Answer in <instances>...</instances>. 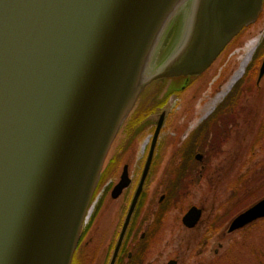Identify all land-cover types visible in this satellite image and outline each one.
<instances>
[{"label":"water","instance_id":"95a60500","mask_svg":"<svg viewBox=\"0 0 264 264\" xmlns=\"http://www.w3.org/2000/svg\"><path fill=\"white\" fill-rule=\"evenodd\" d=\"M186 1L0 0V264H70L109 148L139 94L151 86L161 101L182 90L256 20L264 3L191 0L180 48L154 63L168 19ZM263 77L264 53L256 86ZM164 115L109 264L142 191ZM128 183L124 167L112 197ZM200 215L191 205L182 223L192 227ZM263 217L264 196L234 215L226 230Z\"/></svg>","mask_w":264,"mask_h":264},{"label":"rangeland","instance_id":"374dc122","mask_svg":"<svg viewBox=\"0 0 264 264\" xmlns=\"http://www.w3.org/2000/svg\"><path fill=\"white\" fill-rule=\"evenodd\" d=\"M189 2L192 4L191 0ZM189 2L179 4L168 19L154 63L159 64L161 58L180 48L184 37H179L180 43L176 48L174 46L182 32V24L186 30L187 21L191 16L192 8H188ZM252 38H258V44L242 76L234 83L235 85L241 79L244 81L239 86L238 130L231 133L218 156L208 159L210 165L206 172L202 174L199 182L190 185V192L185 199L179 201L174 209L168 210L160 231L147 234L146 241L141 244L144 249H147L146 245L148 246L146 259L142 264H166L169 259H175L177 264H217L214 262L219 261L222 264H259V258L264 262V220L258 219L241 229L226 233L229 220L237 213L236 211L246 206L242 209L239 206L230 218L223 214L228 206L237 204L239 200L230 199L235 177L247 169L253 167L260 169L264 165V138L252 146L264 106V77L259 82L260 90L254 86L256 67L264 52V8L259 17L232 40L200 78L184 91L168 97L167 108L162 107V111L169 112L158 136L155 158L161 165L158 167L157 175H152L148 180L144 192L150 196L153 194L154 197L161 193L159 189L161 171L176 150L175 155L181 157L182 151L189 145L187 142L189 134L203 122L206 112L212 106L211 101L237 69L241 48ZM224 96L215 104L216 106L223 101ZM156 97L155 90L151 89L149 95H146V101L149 99L156 101ZM156 117L157 115L147 117V121L138 128L139 131L152 125ZM149 131L134 141L119 161L120 168L122 162L129 163V174H136L142 166L148 146L147 139L152 135V130ZM116 171L117 169L105 174L84 223V226H87L86 236L92 237L91 242L100 240L103 251L108 250L109 243L114 240L116 228L124 214L127 196L131 193L129 187L116 199L110 197L111 186L118 177ZM262 193L259 196L257 193L250 195L249 202L262 197L264 191ZM97 198L99 202L96 204ZM191 204L201 206L203 212L196 226L186 228L181 224L180 217ZM217 217L221 219V223L217 220V227L214 229L211 223ZM138 234L139 232H136V235ZM229 248L233 250V258L226 262L223 260Z\"/></svg>","mask_w":264,"mask_h":264},{"label":"flooded vegetation","instance_id":"af4514ba","mask_svg":"<svg viewBox=\"0 0 264 264\" xmlns=\"http://www.w3.org/2000/svg\"><path fill=\"white\" fill-rule=\"evenodd\" d=\"M255 87L257 90H260V88H261V86L258 87L256 85H255ZM149 93H150L149 90H145V92L142 94L143 96L142 95L140 96L137 107L135 108V110L133 111L131 116L127 119V121L125 122V125L123 126V130L119 133L117 139L115 140V143L112 146L111 155H109V159L105 163V166H104L103 171H102L101 181L103 180L106 173L114 171L115 169H117L116 174L118 175V177L116 176L117 178H116V181L113 182V184L111 186V188H112L113 185L119 180L120 175L123 171V168L126 167L127 175L129 177V183L125 188H123V190H126L129 187L131 188L130 189L131 193L129 194V196H127V202H126V206L124 209V214L121 217V220L118 224V228H116V234H115L114 240H113V242L109 243L110 246L108 245V250L103 251L102 250L103 245H102L101 241L97 240L96 242H91L90 240L92 237L86 236L87 226L86 227L84 226L83 229L81 230V233H80V236H79V239H78L72 260H71V264H109V262H110L115 244L117 242V238H118L120 229H121L122 224L124 222V218H125L127 209L130 205L131 199L133 197V192H134L135 187H136L137 182H138L137 179L140 176V173H141V171L143 169V165H144V160H143L142 166L140 167L139 171L133 175V174H129V168H128L129 163H127L126 161L122 162L121 168H120L119 167V161L124 156V153L130 148V146L133 145L134 141L139 139L142 136V134H144V132H146L148 130H150L149 132H151V130H152L151 134L153 133L155 126H156V122L159 118V114L162 112V107L166 106V108H167V103H168V99H169L168 97L161 103L154 101V99H149L148 101H146V95H149ZM237 105H239V104H237ZM237 105L235 107L236 112L234 114H231V118L229 119L228 123L226 122L227 127L230 130L229 137L231 136V133L233 131H237L238 127H239V119H238V114H239L238 110L239 109H238ZM262 111H263V109H262ZM168 112H169V110H166L161 128L164 125V122L166 120ZM151 115H154V116L157 115L154 123L152 125L150 124L147 128L144 127L143 129H141L139 131L138 128H140V126L143 125L144 122L146 121V118L151 116ZM260 119H261V117H260ZM260 119L257 123L256 134L261 127L260 126V124H261ZM211 120H212V118L208 121V124H209L208 126H212L213 120L212 121ZM223 124L224 123H220L221 126ZM161 128H160V131H161ZM225 128H226V125H225ZM160 131H159V133H160ZM158 136H159V134H158ZM151 137H152V135H151ZM151 137L147 139L148 146H149ZM229 137L227 138V141H228ZM208 142L209 143L212 142V135L211 134H209ZM226 142H224L221 145V147H220L221 150H222V146ZM258 142L259 141H256L253 145H255ZM148 146H147V149H148ZM207 149H208V147H205L204 150H207ZM157 150H158V145H156L155 152H154V155L152 157V160H151V163H150V166H149L146 178H145V182L143 184L142 191H141V193L137 199L135 208H134L133 213H132V215L128 221L124 235H123L122 240L120 242V245L118 247V251L116 254L114 264H126V263H128V261L131 259L132 255H133V253H135L138 250V248L141 247V244H143L146 241L147 234L148 233L152 234L153 232L160 231V229L162 228V224L164 222V220H163L165 218L164 216L166 213H168L169 209L166 210L165 212L163 211V208L165 207L164 206L165 200L168 197V195L166 194L165 187L167 186V183L169 182V180H172L173 178L176 177V175L179 172L178 167H180L184 163L182 161H180L179 155L178 156H177V154L175 155V153L177 152V150H176L173 157L171 158V160L166 164V166L161 171V180H160L161 186L159 188L161 193L157 197L156 196L154 197L153 194L150 196V194L144 192L145 191L144 189H145V186H146L148 180L150 179V177L154 174L157 175V173L159 171L158 167L161 165V162L155 161V158L157 156ZM146 153H147V150H146ZM197 154L199 155L198 158L196 157ZM213 157L214 156L208 158V156H206L204 151H198V152L196 151V153H194V158L197 160L198 163H188V165L190 167L188 166L187 171H185V172H187V174L191 175V176H189L190 179H194V177L192 176V173H194L195 171L200 175H202L204 172H206L207 167L210 165L209 160L212 159ZM174 158H178V160L177 159L173 160ZM184 182H185V184H187L186 180ZM100 184H101V182L99 183V186H100ZM122 191L116 197H112L111 190H110L109 195L111 198L116 199L118 196H120L122 194ZM187 191L188 192H186V193L182 192L181 194H179L177 196L178 201L185 199V196H187V194L190 192V188L187 189ZM96 195H97V193L95 194V198H96ZM95 198H94V200H95ZM178 201H177V203L174 204V206H171V208L174 209V207L177 206L176 204H178ZM98 202H99V199L97 198L96 204ZM191 205H196V204H191ZM191 205H189L185 209V211ZM196 206L201 209V215H202V212H203L202 207L198 206V205H196ZM184 212H183V214H184ZM182 215L180 217V222L186 228H193L194 226H196V224L199 222V220L201 218V215H200L197 223L194 226L187 227L182 223ZM136 232H139V234L136 235ZM146 248L148 249L147 245H146ZM147 249L143 248V250H142V256H143L142 262H144L146 259V255H147V251H148ZM175 264H177L176 260H175Z\"/></svg>","mask_w":264,"mask_h":264},{"label":"trees","instance_id":"16d2710c","mask_svg":"<svg viewBox=\"0 0 264 264\" xmlns=\"http://www.w3.org/2000/svg\"><path fill=\"white\" fill-rule=\"evenodd\" d=\"M244 79V78H243ZM244 82L242 79L236 83L229 91V93L225 96L222 102H220L216 108L213 110V112L203 120L201 125H199L196 129H194L188 136L187 142L189 145L184 148L182 151L181 148L179 149V152L181 154L180 161H182L184 164L178 167L179 172L176 175L175 178L172 180H169L167 183L166 194L168 197L165 200L163 211L170 209L171 206H174L175 203L178 201V195L182 192L186 193L188 192L187 189L190 188V185H194L196 182H199L202 175L198 174L196 171L192 173V176L194 179H190L189 174H187V167L189 166L188 163H198L197 160L194 158V152L195 151H204L206 156L209 157H216L220 154L221 145L227 141V138L229 137L230 130L227 127V123L229 119L231 118V114H234L236 112L235 107L239 102V93H240V83ZM261 116V124L260 129L258 130L257 134L254 136V140H252V146L256 141H260L264 137V106ZM263 117V118H262ZM212 118L213 123L212 126H208V121ZM211 120V121H212ZM227 122V123H226ZM220 123H224L222 126ZM214 124V125H213ZM125 125V124H124ZM226 125V128H225ZM225 128V129H224ZM123 130V127L119 131V133ZM209 134L212 135V142H208ZM205 147H208L207 150H204ZM188 149V150H186ZM174 158L173 160H175ZM190 167V166H189ZM187 181V184H185L184 181ZM189 180V181H188ZM264 191V165L257 169L256 167H253L252 169H247L238 176L235 177L234 185L232 186V196L230 199L236 198L237 204H233L231 206H228L227 209L224 211V216H228L229 218L235 213L233 212L236 210L239 206H241L240 209L243 207H247L254 201L249 202V196L252 194L262 195ZM249 194V195H248ZM181 201V200H179ZM178 201V202H179ZM245 207V208H246ZM239 211V210H238ZM236 211V212H238ZM219 220V223H221V219L219 217L214 219L211 223V227L214 229L217 227L216 221ZM261 220H264V218H261ZM254 223V222H252ZM142 250L143 248L139 247L138 250L133 253L131 259L126 264H142L143 256H142ZM233 250L232 248H229L228 251L225 253V257L223 261L230 260L233 258ZM217 264H222V262H214ZM259 264H264L262 259H258ZM232 264V263H229Z\"/></svg>","mask_w":264,"mask_h":264},{"label":"bare ground","instance_id":"6f19581e","mask_svg":"<svg viewBox=\"0 0 264 264\" xmlns=\"http://www.w3.org/2000/svg\"><path fill=\"white\" fill-rule=\"evenodd\" d=\"M257 44H258V38H252L243 45V48H241L242 53L239 57L240 62L237 69L233 72V74L230 76V78L227 80V82L224 84L221 90H219L217 95L211 101L212 106L209 108L210 110L208 109L209 111H207L206 113H209L212 110V107L215 106V104L223 98V96L235 83V81H237L242 76L247 64L251 61L253 52Z\"/></svg>","mask_w":264,"mask_h":264}]
</instances>
